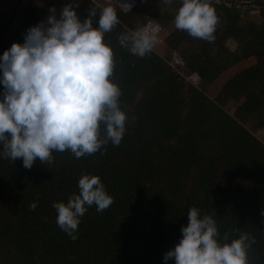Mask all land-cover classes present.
<instances>
[{
  "label": "trees",
  "instance_id": "16d2710c",
  "mask_svg": "<svg viewBox=\"0 0 264 264\" xmlns=\"http://www.w3.org/2000/svg\"><path fill=\"white\" fill-rule=\"evenodd\" d=\"M240 1L209 0L217 16L211 41L178 30L167 42L197 84L153 49L140 57L122 47L119 35L143 28L147 18L135 5H109L118 23L104 41L128 117L124 136L80 158L53 152L51 163L37 159L30 169L21 159H0V264H165L191 207L214 218L221 243L225 234H249L248 264H264V142L245 125L264 130V7H237ZM23 2L14 0L0 18V53L22 42L51 8L58 16L71 5L81 20L94 9V26L102 9L94 0H34L18 12ZM250 10L260 12L258 22H243ZM250 58L254 63L228 78L215 98L203 90ZM82 174L98 175L113 203L103 212L88 207L72 239L52 205L79 194Z\"/></svg>",
  "mask_w": 264,
  "mask_h": 264
},
{
  "label": "clouds",
  "instance_id": "9594fccd",
  "mask_svg": "<svg viewBox=\"0 0 264 264\" xmlns=\"http://www.w3.org/2000/svg\"><path fill=\"white\" fill-rule=\"evenodd\" d=\"M89 16L81 20L71 5L55 8L31 25L23 41H13L0 53V159H21L30 169L39 159L51 163L53 152L68 151L75 158L119 145L128 119L120 106L121 90L112 79L113 51L104 35L118 23L115 11L104 7L95 26ZM176 29L211 41L217 16L209 0H180L174 17ZM156 41L155 30L122 33L118 42L140 57ZM79 194L67 202H53L56 223L72 239L80 217L95 205L103 212L113 203L98 175L82 174ZM36 204L30 205L34 209ZM264 215V209L261 210ZM175 245L164 254L165 264H248L254 238L241 232L221 243L214 218L191 207Z\"/></svg>",
  "mask_w": 264,
  "mask_h": 264
},
{
  "label": "rangeland",
  "instance_id": "374dc122",
  "mask_svg": "<svg viewBox=\"0 0 264 264\" xmlns=\"http://www.w3.org/2000/svg\"><path fill=\"white\" fill-rule=\"evenodd\" d=\"M101 8L109 7L110 2L107 0H94ZM113 1V0H111ZM121 1L122 5L131 6L135 5L140 12L147 18V24L143 29L152 31L155 30L156 41L153 45V50H155L162 57L168 59L171 65L187 80L194 84L198 83L197 76L190 74L189 71L183 66L181 59L174 53H171L167 42L169 39L178 31L174 24V17L176 15L177 9L180 6V0H118ZM34 0H25L21 7L20 12L23 7L28 4H33ZM14 0H0V18H5L12 7ZM260 12L257 10H250L247 15H244L243 22L254 21L258 22L260 19ZM15 22L13 23L15 25ZM6 35L1 39L6 40ZM230 48L235 47V43L232 41L228 42ZM254 63L252 58L244 60L231 69L223 72L215 81L203 86V90L208 94L209 97L215 98L219 92L223 83L234 75L235 72L251 65ZM232 104L226 106L231 112L234 110ZM248 129H250L254 135L262 142H264V130L258 129L253 126L251 122L245 124ZM235 182L239 183L244 189H248L252 185V181L246 179H236Z\"/></svg>",
  "mask_w": 264,
  "mask_h": 264
},
{
  "label": "water",
  "instance_id": "95a60500",
  "mask_svg": "<svg viewBox=\"0 0 264 264\" xmlns=\"http://www.w3.org/2000/svg\"><path fill=\"white\" fill-rule=\"evenodd\" d=\"M213 2L219 3L221 0H211ZM226 5L230 6V1H224ZM237 4V7H243V8H262L264 7V0H242L240 2H235Z\"/></svg>",
  "mask_w": 264,
  "mask_h": 264
},
{
  "label": "crops",
  "instance_id": "0c3cea01",
  "mask_svg": "<svg viewBox=\"0 0 264 264\" xmlns=\"http://www.w3.org/2000/svg\"><path fill=\"white\" fill-rule=\"evenodd\" d=\"M107 1H109L110 4H111L112 2H114V1H115V2H118L119 4H122L121 1H118V0H113V1H111V0H107Z\"/></svg>",
  "mask_w": 264,
  "mask_h": 264
}]
</instances>
